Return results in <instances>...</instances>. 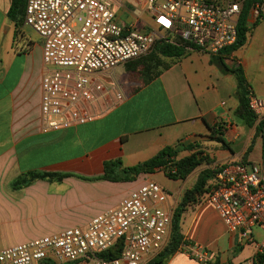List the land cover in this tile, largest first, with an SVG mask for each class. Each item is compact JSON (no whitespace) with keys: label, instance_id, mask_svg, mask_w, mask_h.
I'll return each mask as SVG.
<instances>
[{"label":"crops","instance_id":"obj_1","mask_svg":"<svg viewBox=\"0 0 264 264\" xmlns=\"http://www.w3.org/2000/svg\"><path fill=\"white\" fill-rule=\"evenodd\" d=\"M142 3L141 15L132 22L122 20L118 12L122 6L117 14L121 23L147 32L154 21L145 1ZM12 6L13 0H0V251L70 229L63 216L75 211L76 206H97V212L79 225L84 227L147 182L158 183V174L168 177L163 168L132 180H125L127 174L123 172L168 148L180 151L195 144L210 147L213 163L206 169L214 164L261 162L263 147L255 156V142L240 146L238 83H233L232 74L213 65L210 55L190 47H185L179 58H167L166 67L146 84L129 82L136 71L131 62L118 67L114 77L125 94L123 103L92 123L45 132L41 114L42 43H35L28 34L18 39L9 16ZM138 19L144 23L142 27ZM204 56L206 66L201 62ZM222 125L226 146L216 140L215 134L210 139ZM115 161L122 163L118 169L122 179L117 181L105 177V164ZM29 173L53 176L15 187L20 179L29 178ZM67 183L69 188L59 190ZM56 184L61 186L53 190ZM168 191L172 193L169 205L175 208L174 190ZM208 203L210 206L198 218L188 217L187 221L186 214L182 217L187 241L208 244L213 249L205 247L215 258L219 248L216 240L227 234L229 249L234 251L233 241L238 250L232 258L231 254L223 255L221 263L256 264L255 245L231 234ZM212 214L222 226H212ZM257 234L261 237L260 232ZM180 249L165 264H200ZM229 258L232 263H227Z\"/></svg>","mask_w":264,"mask_h":264},{"label":"built area","instance_id":"obj_2","mask_svg":"<svg viewBox=\"0 0 264 264\" xmlns=\"http://www.w3.org/2000/svg\"><path fill=\"white\" fill-rule=\"evenodd\" d=\"M123 0H27L24 25L43 41L42 122L45 132L102 119L125 100L114 71L150 55L156 44L217 56L234 46L246 0H144L153 26L142 31L118 19ZM258 5H254L257 7ZM252 10L249 15L251 22ZM264 16V5L262 7ZM264 140V98L249 96ZM207 194L227 230L264 254V152L244 163L214 164ZM170 193L150 181L116 206L75 227L0 251V264H149L170 241L175 208ZM261 233V237L257 234ZM200 264L214 256L192 243L180 249ZM109 252L116 257L105 258Z\"/></svg>","mask_w":264,"mask_h":264},{"label":"rangeland","instance_id":"obj_3","mask_svg":"<svg viewBox=\"0 0 264 264\" xmlns=\"http://www.w3.org/2000/svg\"><path fill=\"white\" fill-rule=\"evenodd\" d=\"M143 1L144 0H123L122 7L118 9L119 14L122 15V20L132 22L138 16H140L144 8V5L142 3ZM256 5L258 6L254 7V9L252 10L251 22H249L248 24V35L246 44L241 46L235 52V54H232L231 56L227 57L225 62L229 67H235L236 65H240V67H242L247 83L251 87V94H249V96L255 94V96L259 98H264V16L262 11L264 0H257ZM137 24L140 27L144 25L141 19H138ZM19 30L20 31L18 33V39L28 37V34L32 38V40H34L35 43L40 44L43 42L41 38L32 29L26 27L23 22L21 23ZM206 60L207 56H204L201 61L203 66H206ZM166 61L167 58H164L155 50L150 55H148V57L129 63L132 64L134 68H136V71L130 76L129 82L134 83L135 85L142 84L149 78V75L153 76L158 71H160L161 65L165 64ZM148 66L151 67V73L148 75H145L144 73L142 74L143 70H145V68H147ZM120 76L121 75L119 73L118 77ZM231 77L233 83H237L235 76L233 75ZM221 127L223 132L224 126L222 125ZM213 136L214 133L211 134L210 139L213 140ZM240 136L241 147L244 146L247 141L249 144L252 145L255 142V156L260 155L262 147L264 151V140L260 138L261 135L258 132V126L256 125V123L253 127L250 128L240 118ZM192 147L194 148L189 147L181 149L178 152V155L173 158L172 163H170L166 169L162 170L164 173H166V175H168L170 171L175 174V177L171 179L176 180L177 182H174L173 180L169 179L164 174H158V176H156V180L164 188H166L167 190H174L173 193L175 195L174 199L176 205L175 210L182 203L185 202L187 204L186 210L182 216L184 217V215L186 214L187 221L188 217L190 219H192L194 216L198 218V215H200L201 212L205 211L208 206H210L208 203L207 194L209 192L210 186L213 183V179L211 177L207 178L205 173L207 170L206 166L212 161L211 153L214 151L210 147L200 144H195ZM194 153H200L198 158L204 159L202 164L199 166H188L183 170L179 171L176 166V163L180 162L185 158L191 157ZM246 166L248 171L251 172L252 164L247 163ZM202 177H204L205 179V182L203 184H201ZM57 186L61 185H54L53 190H56L55 187ZM69 186L70 184L67 183L64 186H61L59 190L64 191L65 189L69 188ZM75 209V211H70V214L68 216H63V219H68L69 228L77 226L79 227L82 221L88 218L91 213L97 212L98 207L94 205H89L86 207L76 206ZM211 218V224L213 227L218 228V226H222L219 220L217 219V216L212 214ZM180 233L183 239H185V241L189 240L186 239L187 237L182 231V226ZM171 236L172 228L170 238ZM227 236V234H224L216 240V243L219 248L218 250H215L216 257L210 264H222L221 258L223 257V255L228 256L231 254L232 258L234 253H237L238 246L236 247L233 241L232 246L234 248V251L232 249H229V238ZM204 245L209 246L208 244ZM209 247L211 248V246ZM221 248L223 249V251H221ZM227 263H232V259L230 260L229 258Z\"/></svg>","mask_w":264,"mask_h":264},{"label":"trees","instance_id":"obj_4","mask_svg":"<svg viewBox=\"0 0 264 264\" xmlns=\"http://www.w3.org/2000/svg\"><path fill=\"white\" fill-rule=\"evenodd\" d=\"M257 0H246L244 3L241 18L239 21L238 26V40L234 46H232L229 49H226L225 51L221 52L217 56H210L211 57V63L224 73H229L235 76L237 83H238V99H239V106L236 111V114L239 118H241L245 124L248 127H253L256 123V117L253 114V112L249 108V94L250 92V86L247 83L245 74L243 72L242 67L240 65H236L235 67H229L226 64L227 57L234 54L241 46L245 45L247 42V35H248V24H249V15L251 13V10L253 6L256 4ZM26 3L27 0H13V6L11 8V11L9 13L10 18L15 23L16 26V32L19 33V27L21 23L24 24V18H25V10H26ZM185 46L181 45H174L169 44L163 40L159 41L153 52L156 50L161 56L164 58H179L182 55H184V49ZM148 57V56H147ZM146 58V57H144ZM141 58V59H144ZM139 59V60H141ZM137 61V60H136ZM134 62V61H133ZM165 64L161 65V69L165 68ZM160 69V70H161ZM142 71V70H141ZM151 67L148 66L143 70L142 74L148 75L151 73ZM160 72V71H158ZM158 72L153 76H148L149 78L145 81V84L153 80L158 74ZM258 132L261 133V128L258 127ZM215 138L219 143H222L224 146L227 145V143L224 141L222 137V127L219 126L217 129L214 130ZM177 150L168 148L164 150L162 153H160L157 157L141 163L135 167L125 168L124 173L127 174L124 179L125 180H132L138 175L142 173H153L156 169L163 168L166 169L167 166L172 163L173 158L178 155ZM200 153H194L191 157L185 158L181 160L180 162L176 163V166L178 170H183L184 168L188 166H199L202 164L204 159L198 158ZM213 161H211L209 164H212ZM122 166V163L120 161L115 162H107L105 164V177L117 181L119 179H122V177H119L118 175V169ZM206 176L207 178H214L216 171L212 169L206 170ZM29 178H22L18 182L15 183V187H23L29 184V182L33 179L39 178V177H47V176H53L49 173H29ZM169 178L175 177V174H173L171 171L167 175ZM205 182L204 177H202L201 184ZM211 190V186L209 188V191ZM187 204L184 202L181 205H179L176 210H174L173 215V222H172V236L170 238L169 244L164 249L163 252H161L150 264H165L167 259L174 254L176 251L179 250V248L183 244H192L191 242H186L185 239H183L180 231H181V220L182 216L186 210ZM118 253L109 252V254L103 255L105 258H113L116 257ZM256 264H264V254L255 256ZM42 264H55L50 261H45Z\"/></svg>","mask_w":264,"mask_h":264}]
</instances>
